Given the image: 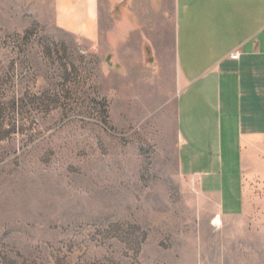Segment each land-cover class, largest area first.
<instances>
[{"label":"rangeland","instance_id":"rangeland-1","mask_svg":"<svg viewBox=\"0 0 264 264\" xmlns=\"http://www.w3.org/2000/svg\"><path fill=\"white\" fill-rule=\"evenodd\" d=\"M33 1L0 0V264H264V188L215 225L179 174L173 110L159 140L154 119L121 122L105 54Z\"/></svg>","mask_w":264,"mask_h":264},{"label":"crops","instance_id":"crops-1","mask_svg":"<svg viewBox=\"0 0 264 264\" xmlns=\"http://www.w3.org/2000/svg\"><path fill=\"white\" fill-rule=\"evenodd\" d=\"M33 4L53 30L105 54L121 122L154 119L159 140L173 110L179 174L215 200L213 219L248 214L253 184L264 188V0Z\"/></svg>","mask_w":264,"mask_h":264},{"label":"bare ground","instance_id":"bare-ground-1","mask_svg":"<svg viewBox=\"0 0 264 264\" xmlns=\"http://www.w3.org/2000/svg\"><path fill=\"white\" fill-rule=\"evenodd\" d=\"M214 224L217 225V226H220L221 224V220L219 218H217L215 221H214Z\"/></svg>","mask_w":264,"mask_h":264},{"label":"built area","instance_id":"built-area-1","mask_svg":"<svg viewBox=\"0 0 264 264\" xmlns=\"http://www.w3.org/2000/svg\"><path fill=\"white\" fill-rule=\"evenodd\" d=\"M232 58H233V59H238V54H233V55H232Z\"/></svg>","mask_w":264,"mask_h":264}]
</instances>
